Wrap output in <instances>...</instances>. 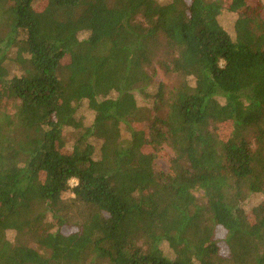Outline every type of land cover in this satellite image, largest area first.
I'll return each instance as SVG.
<instances>
[{"label": "trees", "instance_id": "16d2710c", "mask_svg": "<svg viewBox=\"0 0 264 264\" xmlns=\"http://www.w3.org/2000/svg\"><path fill=\"white\" fill-rule=\"evenodd\" d=\"M250 1L0 0V264H264V199L242 207L264 197ZM158 58L180 81L151 95Z\"/></svg>", "mask_w": 264, "mask_h": 264}, {"label": "rangeland", "instance_id": "374dc122", "mask_svg": "<svg viewBox=\"0 0 264 264\" xmlns=\"http://www.w3.org/2000/svg\"><path fill=\"white\" fill-rule=\"evenodd\" d=\"M158 1L159 2H166L168 0H158ZM259 1L261 2V4H264V0H259ZM250 4L252 7L254 5H256V4H253V0L250 1ZM251 6L248 5V7H251ZM252 11H253V9H251V12ZM235 19H236V15L234 13H230V12H226V11H223L219 17L221 25L227 30V32L230 34V36H233V23H234ZM81 37H83V36H81ZM159 59L160 58L156 59L155 62L153 63L152 72H151L152 73V84L147 88V90L149 91V93L151 95H153L156 92L157 87L160 84H162L164 86L165 91H168V90H173L174 87L177 86L178 81H180L179 76L174 75V74H166L164 72L162 67H160V65H159V62H158ZM135 98H136V101L138 103V106L151 107L153 101H155V99H152V98H150V99L149 98H143V96L140 95L139 93L135 94ZM220 101H222V100L220 99ZM77 117H81L83 119L85 126H86V125L91 124V122L93 120V113L87 109L86 104H83L80 107V109L78 110ZM65 132H66L67 142L69 143L67 145L70 146V144L74 141L75 137L77 136L76 131L65 130ZM229 132H230L229 125L223 126L221 128L222 134H229ZM90 141L93 144H95L96 147L99 146L100 141H93L92 139H90ZM165 152L169 156H172L170 149L167 147H164V155L158 157L154 161V170L156 172H163V173H169L170 172V164L165 159ZM70 185L71 186L73 185V181L70 182ZM198 194H195V195L198 196ZM62 198L63 199L72 198V194L70 192L63 193ZM263 199H264V197L260 194L259 195L258 194L252 195L242 203V207L244 210L249 211L255 205L259 204ZM7 236L11 240L13 238V233L9 232L7 234ZM221 236H222V232L220 230H218L216 232V237H221ZM163 246H164L163 248H164L165 253L169 254V251H168L166 245H163Z\"/></svg>", "mask_w": 264, "mask_h": 264}]
</instances>
